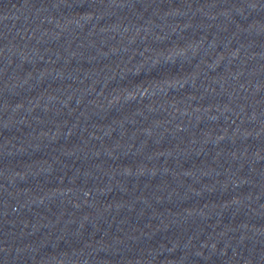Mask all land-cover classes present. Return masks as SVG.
I'll return each instance as SVG.
<instances>
[{
    "label": "water",
    "instance_id": "95a60500",
    "mask_svg": "<svg viewBox=\"0 0 264 264\" xmlns=\"http://www.w3.org/2000/svg\"><path fill=\"white\" fill-rule=\"evenodd\" d=\"M0 264H264V27L0 0Z\"/></svg>",
    "mask_w": 264,
    "mask_h": 264
}]
</instances>
